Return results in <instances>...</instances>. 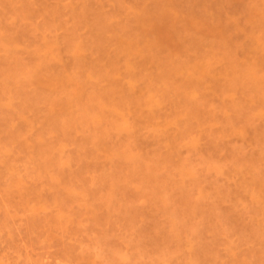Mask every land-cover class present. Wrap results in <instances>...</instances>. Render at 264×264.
<instances>
[{
  "label": "rangeland",
  "instance_id": "374dc122",
  "mask_svg": "<svg viewBox=\"0 0 264 264\" xmlns=\"http://www.w3.org/2000/svg\"><path fill=\"white\" fill-rule=\"evenodd\" d=\"M0 264H264V0H0Z\"/></svg>",
  "mask_w": 264,
  "mask_h": 264
},
{
  "label": "bare ground",
  "instance_id": "6f19581e",
  "mask_svg": "<svg viewBox=\"0 0 264 264\" xmlns=\"http://www.w3.org/2000/svg\"><path fill=\"white\" fill-rule=\"evenodd\" d=\"M109 81H110V80H109ZM111 81H112V80H111ZM196 82H197V81H196ZM190 83H191V82H190ZM190 83H189V84H190ZM113 84H114V83H113ZM193 84H194V83H193ZM193 84H192V86H193ZM198 84H199V86H200L201 83L198 82Z\"/></svg>",
  "mask_w": 264,
  "mask_h": 264
}]
</instances>
